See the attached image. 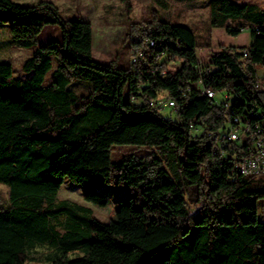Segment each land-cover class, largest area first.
<instances>
[{
  "label": "trees",
  "instance_id": "1",
  "mask_svg": "<svg viewBox=\"0 0 264 264\" xmlns=\"http://www.w3.org/2000/svg\"><path fill=\"white\" fill-rule=\"evenodd\" d=\"M209 6L211 26L235 20L226 25L231 34L248 26L249 45L221 44L202 63L192 29L154 14L128 39L144 49L140 39H154L148 64L124 68L93 59L89 21L63 18L49 0H0V23L9 27L11 43L35 47L22 65L27 78L0 62V183L9 190V204L0 206V264H264L258 215L264 179L232 171L204 134L192 136L193 119L222 118L195 88L188 98L178 91L201 78L235 94L239 111L251 101L261 105L264 91L254 83L264 81V8L234 0H209ZM49 25L59 27L60 39L39 44ZM205 66L213 70L202 75ZM74 84L88 91L76 93ZM163 93L175 100L177 121L131 100ZM121 144L154 152L112 161V147ZM65 178L84 186V200L104 209L107 222L82 205L55 202ZM98 184L125 187L127 201L116 203ZM188 204L197 207L194 214ZM61 215L66 224L59 234L50 220ZM44 242L56 248L55 257L30 262L27 249ZM76 250L81 254L69 256Z\"/></svg>",
  "mask_w": 264,
  "mask_h": 264
},
{
  "label": "rangeland",
  "instance_id": "2",
  "mask_svg": "<svg viewBox=\"0 0 264 264\" xmlns=\"http://www.w3.org/2000/svg\"><path fill=\"white\" fill-rule=\"evenodd\" d=\"M22 4H35L40 0H14ZM50 1V0H49ZM126 1L130 4V11H126ZM166 5L156 3L155 0H51L60 11L63 18L70 19L81 17L88 20L93 32V59L94 57L102 63L117 61L118 66L127 68L130 66L132 56L131 45L128 42L134 27H142L145 21L157 14L161 18L174 24L189 26L196 38L197 56L201 62L209 61L212 52L219 49L221 44L225 46H248L251 40L250 28L241 29L237 34L226 31V25H237V21L228 19L224 25H210L209 0H164ZM238 3H253L258 8H264V0H234ZM61 32L58 26H45L39 35V44L51 39L59 40ZM35 47L21 48L10 41V32L7 25L0 23V62H9L12 65L13 75L27 78L28 73L22 70V65L29 58ZM170 68L172 64H168ZM55 60L53 59V68ZM48 80V77L46 81ZM76 83L89 82L77 80ZM76 93H86L88 88L83 84H74L71 87ZM219 96V95H218ZM160 114L164 118L177 121L178 117L172 108L163 109ZM154 149L136 147L129 144L114 145L112 147L111 159L118 161L124 156L151 155ZM264 179V178H260ZM97 189L106 193L116 203L127 201L128 191L122 186H111L105 184L96 185ZM8 187L0 183V206L6 207L9 204ZM84 186L65 178L56 201L66 200L87 207L91 210L92 216L102 222L108 221V214L104 209L95 207L83 198ZM197 207L188 204V212L194 214ZM258 215L264 221V198L258 200ZM50 224L59 234L65 230L66 219L58 216L50 220ZM56 248L48 242L34 243L26 251L30 262L46 263L52 260ZM81 254V250L71 251L69 256Z\"/></svg>",
  "mask_w": 264,
  "mask_h": 264
},
{
  "label": "built area",
  "instance_id": "3",
  "mask_svg": "<svg viewBox=\"0 0 264 264\" xmlns=\"http://www.w3.org/2000/svg\"><path fill=\"white\" fill-rule=\"evenodd\" d=\"M140 40L146 44L147 49L131 47L130 63L133 65H147L150 56L148 49L155 45L154 39ZM240 52L246 56V49ZM211 70L213 67L205 66L201 74L206 75ZM154 71L155 68L150 69V72ZM160 74L165 76L167 71L162 69ZM254 87L264 91V81L256 80ZM194 88L199 95L208 99L209 105L217 110L222 119H193L189 123L192 136L204 134L211 141L213 154L221 161L227 159L232 171L245 177L264 178V102L260 105L257 101H251L241 106L242 111H239V108L233 106V99L237 98L235 94L205 85L201 78L196 83L188 82L179 87L180 97L188 98ZM131 100L144 102L158 112L165 108H172L175 112L178 110L175 100L166 93L144 99L132 96Z\"/></svg>",
  "mask_w": 264,
  "mask_h": 264
},
{
  "label": "crops",
  "instance_id": "4",
  "mask_svg": "<svg viewBox=\"0 0 264 264\" xmlns=\"http://www.w3.org/2000/svg\"><path fill=\"white\" fill-rule=\"evenodd\" d=\"M51 1V0H50ZM74 18H81V17H74ZM83 19V18H82ZM88 21V20H87ZM93 39H92V57H93ZM94 60H96V61H98L99 62V60H97L95 57H94ZM102 63V62H101Z\"/></svg>",
  "mask_w": 264,
  "mask_h": 264
}]
</instances>
